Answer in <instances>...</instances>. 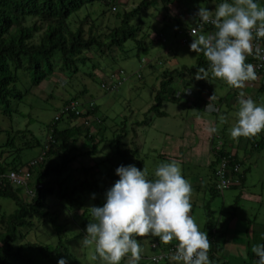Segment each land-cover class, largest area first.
<instances>
[{"label": "rangeland", "instance_id": "374dc122", "mask_svg": "<svg viewBox=\"0 0 264 264\" xmlns=\"http://www.w3.org/2000/svg\"><path fill=\"white\" fill-rule=\"evenodd\" d=\"M120 1L117 7L119 12H122L123 9L135 7L141 0ZM223 2L225 0H169L167 3L159 1L158 6L151 5L146 10H141L139 18L143 21V28L136 38L144 40L147 47L145 50L137 48L136 42L129 39L122 47H117L103 56L95 55L93 50L87 51L86 55L90 58L80 64L76 76L68 78L66 73L55 72L49 80L32 88V92L25 95L23 102L18 104L13 100L9 110L0 106V144L14 137L18 142L20 133L18 134L17 130L26 127L32 129L34 134L44 141L47 136V124L58 114L57 109L62 106V101L80 93L79 110H82L86 101H92L98 107L96 116L92 115L89 119V127L95 129L96 122L103 117L105 121L102 126L106 130L103 137L95 141L97 150L91 155L78 157L75 166L97 164L99 174L96 173L95 178L99 184L108 185L109 180L105 174L111 168L113 171V166L118 161L117 156L113 154L117 142L121 148H136L133 158L137 156L136 158L141 160V166L136 167L140 170L146 168L147 178L150 180L155 179L154 173L159 164L178 161L183 177L192 186L190 215L201 231L207 233L209 223L212 229L218 230V234L224 232L223 239L218 240V243H221L219 249L209 258L212 264H256L258 257L254 255L252 248L260 244V241L253 239L250 234L253 232L254 237H264V130L255 136L237 139L231 138L229 130L237 122L240 92L245 94V98H252L257 105H264V88L260 90L258 80H251L245 83L243 89H236L209 73L208 84L214 89L213 102L219 103L218 98L229 93L227 101H221L219 105L221 111L209 113L201 109L200 97H212L205 84L200 90L198 85H195L191 98L179 96L176 100L171 99L175 90L181 88L180 79L175 78L158 107L164 114L157 115L150 111L155 103L154 94L159 88L160 73L167 68L191 66L195 64L198 55H203L190 49L195 37L190 35L183 44L174 27L183 31L194 23L200 7L214 10ZM227 2L232 3L233 0ZM254 2L264 7V0ZM98 9L99 5L96 3L92 15L99 29H104L108 18L110 23H114V20L116 24L119 23V18L116 19L117 15L114 14L116 10L111 8L99 19L95 14ZM134 22L135 20L132 21ZM144 32H147L148 36L141 38ZM200 34H208V29H200L196 36ZM161 38H164V41ZM94 65L91 78L87 72ZM119 69L123 70L125 81L114 90H104L101 82ZM83 88L86 91L82 94ZM192 97L197 101L192 103ZM221 116L226 117L224 123L220 122ZM58 125L64 127L66 124L61 121ZM209 127H216L217 132L209 133ZM251 141H258V147H252ZM222 143H225L232 153L236 152L242 161L239 173L245 169L246 171L242 184L224 188L214 195L210 187L212 184L216 186L217 179L211 175L208 164L212 158L211 147L219 148ZM76 145L82 148L81 152L87 149L83 139H79ZM38 150V147L24 149L23 157L26 159L37 154ZM100 197L97 192L80 193L81 206L70 205L54 197L48 198L47 203L59 222L64 219L68 223L81 222L85 214L90 213V207L98 206ZM14 209L12 200L0 196V215ZM89 220L95 222L91 213ZM63 230V235H66L65 226ZM67 233L66 244L69 252L74 255L71 257L72 262H75L71 264H93L97 257V264H104L95 252L94 245L86 247L81 244L86 235V228L70 224L67 226ZM53 236L51 226L45 224L37 225L36 230L30 231L26 239L32 242H53L55 238L57 241L56 236ZM155 238L152 235L136 237L142 248L141 255L155 254L151 247ZM247 251H250V254ZM130 255L131 253L125 257ZM31 256L38 257L39 254L33 252ZM170 260L172 261L171 258ZM37 263L50 264L47 261L42 262V259ZM173 263L183 264L177 261Z\"/></svg>", "mask_w": 264, "mask_h": 264}, {"label": "trees", "instance_id": "16d2710c", "mask_svg": "<svg viewBox=\"0 0 264 264\" xmlns=\"http://www.w3.org/2000/svg\"><path fill=\"white\" fill-rule=\"evenodd\" d=\"M159 1L169 2V0H141L135 7L119 12L117 5L121 3L120 0H0V106L9 110L13 100H16L18 104L23 102V98L32 92V88L49 80L55 72L66 73L68 78L76 76L80 64H84L90 58L86 55L87 51L93 50L95 55L103 56L113 52L117 47H122L124 42L129 39L136 42L137 48L145 50L147 47L144 40L136 38L138 32L143 28L139 12L146 10L151 5L158 6ZM96 3L99 5V9L95 14L99 19L112 8L116 10L114 14L117 15L116 19L119 18L117 20L119 23L116 24L115 20L114 23H110L108 18L104 29H99L98 25L94 23L95 18L92 15L95 12L93 7ZM134 20L135 22L132 23ZM197 20L196 16L194 23L187 26L188 28H184L183 31L180 29V38L187 36L186 32L194 26ZM207 29L216 31L214 25L208 26ZM147 36L148 33L144 32L141 38ZM161 40L164 41L162 38ZM93 68L95 65L87 72L91 78L93 77ZM199 68L209 69V62L203 55H198L195 64L191 66L182 65L179 68L163 70L160 73L159 88L154 94L155 103L151 106L150 111L157 115L164 114L158 107L175 78L180 79L181 85L184 82L183 89L184 87L191 88L192 94L195 85H198L200 90L205 84L209 95L213 96L214 89L210 88L208 84L209 76L207 80L195 79ZM263 88L264 84L262 83L259 89ZM85 91L86 89L83 88L82 94ZM79 95L80 93L75 94L62 101V106L57 109L58 114L47 124V136L44 141L35 135L32 129L26 127L17 130V133H20L18 142L14 137L0 144V173L10 170L27 171L29 174L27 188L33 190V195L29 196L25 192L24 185L15 186L5 179L0 183V196L12 200L15 204L13 211L3 212L0 215V264H40L37 263L39 259L50 264H58L61 259H64L66 264L75 263L71 258L74 255L69 252L66 244L68 240L65 238L68 234L67 226L71 224L86 228L91 222L89 220L90 213H86L81 222L68 223V221L65 222V219L59 222L57 216L49 210L50 205H48L47 199L54 197L70 205L81 206L80 193L97 192L101 196L97 207H102L106 202L107 191L120 179L116 174V169L121 165L125 167L129 165L141 166V160L136 158L137 156L133 158L136 148H121L118 142L113 153L117 156L118 161L113 166V171L111 168L105 174L109 180L108 185L106 183L99 184L98 179L95 178L96 173L99 172L97 164L75 166L74 163L78 157L91 155L97 150L95 141L99 137H103L106 130L102 126L105 121L103 117H98L101 120L96 122V127L93 130H91L92 127L80 121L76 122L78 116L85 119H90L92 115L96 116L98 107L94 103L88 106V110L78 115L69 109L63 112L70 102H79ZM191 96L186 97L191 98ZM228 96L227 92L218 98L219 103L215 102L214 104L220 105L221 101H227ZM194 98L192 97V103L197 101ZM197 98L199 99V97ZM171 99L176 100L178 97L173 94ZM200 99L201 109L204 111V106L209 101H207V97L203 96ZM89 103L91 102L86 101L85 105ZM219 111H221L220 106ZM61 121L65 122L64 127L58 125ZM79 139H83L85 142L87 148L85 151L81 152L82 148L76 145ZM258 145V141H251L252 147H258ZM226 146L225 143H222L219 148L211 147L212 158L208 166L211 175L216 177L215 173L221 161L227 159L224 175L232 183L229 187H236L242 184L246 169L242 173L235 170V167L242 161L239 160L236 152L232 153ZM37 147L39 148L37 154L26 159L23 157L24 149ZM42 153L44 155L40 158ZM37 185H41V187L37 188ZM210 188L214 195L223 190L213 184ZM45 224L51 226L57 241L55 238L53 242L48 240L32 242L26 239L30 231L36 230L37 225ZM64 226L66 235H63ZM208 229L207 235L212 242L208 253L210 258L219 249L221 243L219 244L218 240L219 238L223 239L224 232L218 234V230L212 229L209 223H207ZM252 233L250 236L253 239L264 244V237L263 239L260 236L254 237V233ZM153 242L158 244L157 248H152L155 253L160 249L166 250L169 245L175 242L178 243L174 240L169 244H164L158 237L152 240ZM33 252L34 254L38 253L39 256L32 257L31 253ZM247 252L250 254V251ZM150 256L141 255L137 264H174L170 258L162 259L164 262L162 260L154 262ZM130 260L131 255L122 258L120 264H130ZM94 261L93 264H97L98 257Z\"/></svg>", "mask_w": 264, "mask_h": 264}, {"label": "clouds", "instance_id": "9594fccd", "mask_svg": "<svg viewBox=\"0 0 264 264\" xmlns=\"http://www.w3.org/2000/svg\"><path fill=\"white\" fill-rule=\"evenodd\" d=\"M196 16L201 27L211 24L216 31L198 37L192 32L195 38L190 44L191 51L203 53L209 62V69L199 68L195 79L207 80L210 73L236 89H243L245 82L255 80V67L246 63V58L253 52V33L264 37V7L254 0H233L232 3L225 0L214 10L200 7ZM260 51L256 49L257 55ZM213 100L214 95L207 99L205 112L219 111V105ZM238 103L237 122L229 130L231 138L251 137L264 130V105L245 98L243 92ZM225 121L226 117L221 116L220 122ZM207 131L216 133L217 128L209 127ZM116 174L120 179L107 191L104 205L88 209L95 222L88 223L81 241L83 246L94 245L105 264H120L129 253L130 264H137L142 248L136 237L152 235L164 244L178 241L171 257L174 261L212 264L208 255L212 242L190 215L192 186L183 177L178 161L159 164L154 180L147 178L146 168L140 170L135 165H121ZM252 251L258 257L256 264H264V244L254 245ZM58 264L66 261L61 259Z\"/></svg>", "mask_w": 264, "mask_h": 264}, {"label": "built area", "instance_id": "2783aa9c", "mask_svg": "<svg viewBox=\"0 0 264 264\" xmlns=\"http://www.w3.org/2000/svg\"><path fill=\"white\" fill-rule=\"evenodd\" d=\"M211 24H204L201 27V22L199 21V19L196 21V23L194 24V26H192L187 32L186 35L187 36H183L180 38V42L181 43H186L187 39L190 35H192V32L195 31V33H197L200 29L203 28H207L208 26H210ZM174 30H177L176 27H174ZM178 33H181L180 29L177 30ZM214 33L211 30H208V34ZM254 39H253V52L251 55H247V62L246 63H251L254 65L255 67V71H256V75L257 78L255 80H258V82L260 84H264V37H256L255 36V32L253 33ZM164 40V38H162ZM259 48L261 51L259 53V55H257L256 49ZM126 79V77L124 76V72L122 69H119L118 71H115L113 73L110 74L109 78L105 81L101 82V87L104 90L107 91H111L117 88V86L119 84H121L122 82H124ZM251 81V80H250ZM248 82V81H247ZM246 83V82H245ZM184 84V82L182 83V85ZM181 85L180 90H175V92L173 93L176 97L179 96H189L192 95V89L188 88V87H184ZM92 104L89 103L87 105H83L82 106V110H79V103L77 101H72L70 102V104L65 107L63 109V112H66L68 109L74 111V113L76 115L85 112L86 110H88V106ZM206 107V106H205ZM217 108V107H216ZM57 117V116H56ZM82 122L85 125H89V123L91 122L89 119H85L81 116H78V119L76 120V122ZM98 121V119H97ZM90 126V125H89ZM44 155V153H42V155H40V158H42V156ZM227 166V159H223L220 163V166L218 168V170L215 173L216 179H217V183H216V187L218 189H224V188H228L231 184V181L225 177L224 175V171L225 168ZM238 167H235V170ZM29 174L27 171L23 170L21 172H17V171H6V172H2L0 173V183H2L4 181V179L10 183H12L15 186H23L24 185V189L25 192L27 194H29V196L33 195V190L31 188H27V178H28ZM41 185H37V188H40ZM178 243H173L171 245H169L166 250H161L155 254H152L150 256V259L154 262H158L162 259H169L171 258L177 248ZM152 248H157L158 244L157 242H153L151 244Z\"/></svg>", "mask_w": 264, "mask_h": 264}, {"label": "crops", "instance_id": "0c3cea01", "mask_svg": "<svg viewBox=\"0 0 264 264\" xmlns=\"http://www.w3.org/2000/svg\"><path fill=\"white\" fill-rule=\"evenodd\" d=\"M174 240H175V239H174ZM174 240H173V241H174Z\"/></svg>", "mask_w": 264, "mask_h": 264}]
</instances>
